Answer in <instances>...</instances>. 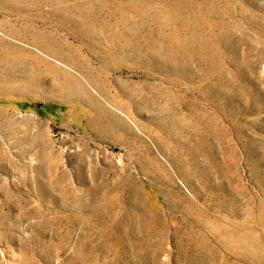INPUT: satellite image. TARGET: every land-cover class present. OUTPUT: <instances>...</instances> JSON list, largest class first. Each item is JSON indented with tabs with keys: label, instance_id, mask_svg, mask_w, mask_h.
I'll list each match as a JSON object with an SVG mask.
<instances>
[{
	"label": "rangeland",
	"instance_id": "rangeland-1",
	"mask_svg": "<svg viewBox=\"0 0 264 264\" xmlns=\"http://www.w3.org/2000/svg\"><path fill=\"white\" fill-rule=\"evenodd\" d=\"M0 264H264V0H0Z\"/></svg>",
	"mask_w": 264,
	"mask_h": 264
}]
</instances>
